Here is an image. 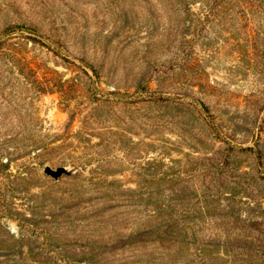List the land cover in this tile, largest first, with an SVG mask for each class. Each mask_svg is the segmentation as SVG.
<instances>
[{"label": "rangeland", "instance_id": "obj_1", "mask_svg": "<svg viewBox=\"0 0 264 264\" xmlns=\"http://www.w3.org/2000/svg\"><path fill=\"white\" fill-rule=\"evenodd\" d=\"M0 264H264V0H0Z\"/></svg>", "mask_w": 264, "mask_h": 264}, {"label": "water", "instance_id": "obj_2", "mask_svg": "<svg viewBox=\"0 0 264 264\" xmlns=\"http://www.w3.org/2000/svg\"><path fill=\"white\" fill-rule=\"evenodd\" d=\"M76 171V169H71V168H67V167H59L57 169H53L49 166H46L44 169V173L47 176L52 177L55 180H58L59 178H61L63 175H70L73 174Z\"/></svg>", "mask_w": 264, "mask_h": 264}]
</instances>
